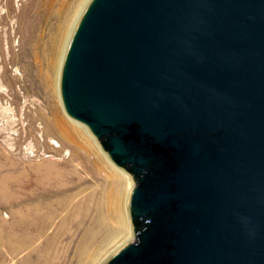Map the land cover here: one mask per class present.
<instances>
[{"label":"water","instance_id":"1","mask_svg":"<svg viewBox=\"0 0 264 264\" xmlns=\"http://www.w3.org/2000/svg\"><path fill=\"white\" fill-rule=\"evenodd\" d=\"M60 97L134 183L104 264H264V0H91Z\"/></svg>","mask_w":264,"mask_h":264},{"label":"bare ground","instance_id":"2","mask_svg":"<svg viewBox=\"0 0 264 264\" xmlns=\"http://www.w3.org/2000/svg\"><path fill=\"white\" fill-rule=\"evenodd\" d=\"M87 1H63L64 4H62V7H64L62 8V15L59 18L55 31V39L53 41V57L52 59L49 58L50 63L47 65L48 70L50 69L53 73V78L50 76L52 73L48 74V76L45 75L47 80L52 82L53 88H56V90H58L61 65L65 58L64 55L68 42L72 33L75 31V26ZM38 3V0H28L27 9L29 12L25 13L22 10L18 12L17 16H14L16 21L14 34L19 32L20 39L15 38L13 42L9 38L5 50L2 49V45L0 44V82L5 81V83L7 82L9 84L6 86V89H3L4 92H0V95L5 94V92L9 94L11 91L10 82H18L22 76L33 75L37 78L35 80L38 83L43 84L42 60L38 53L40 36L36 35V31L38 30L36 27L40 26V22L36 21L35 18L39 14V11H36ZM53 3L54 0L50 2L51 7ZM45 22H47V19H45ZM31 24L34 30H37L35 34L29 36L28 30L31 28ZM3 51L7 57L3 55ZM45 57L46 55L42 52V59ZM12 68L15 74L13 76L9 75L11 79L8 80V69ZM42 123L43 125L39 130L43 135L42 137L47 138L50 132L48 128L50 122L48 119H45L44 121L42 120ZM53 123L55 130L61 133L63 139L71 143L73 142L75 145L80 140L79 138H81V141L83 140V147L87 149L85 150L87 152L84 156L85 160L91 161L92 164L91 167L87 168L92 178L100 179L101 182L96 187L90 189V191L87 190V193H83L84 195L78 198V195L81 193L66 194L68 190H71L73 185L62 181V177L68 180H75L78 172L77 167L75 169L70 167L56 169L40 176L41 182H39L41 184H39V187L37 185L35 189L33 188L38 191L33 193L34 199L38 200V202H34L30 209L21 210V208L20 210L17 209L16 212L14 211L13 227L26 229L28 235L26 234L20 237L15 234L10 235L6 239V236H3L0 231V243L1 245L8 246L13 251H20L24 245L28 243L33 244V240L35 239L33 237L36 231L44 233L47 229L54 227V236H47L44 243L47 247L51 244L56 245L57 239L61 237L60 232H64L68 225L79 231L83 223L85 226L88 220V226L85 228L83 240L84 242L89 241L90 247L93 246L91 249L93 252L90 254L87 248L84 249L79 257L77 256L78 259L76 258L77 264H104L114 253L133 241V227L130 218V196L134 183L120 168L109 162L100 151L93 149L95 142L90 137L88 129L86 130L83 127L78 128L72 125V123L60 117L58 113L54 116ZM30 130L31 128L28 131L30 132ZM62 142L65 143L64 140ZM52 145L59 150L64 146L61 142L59 144L54 140ZM91 154L94 156L92 159H90ZM71 160V158L69 160L67 159L66 163H69ZM68 166L67 164L66 167ZM70 166L72 165L70 164ZM14 181V178L10 174L3 175L2 167H0V196L2 201L6 200L9 202V200H12L11 202L18 203L19 200H22L20 194L16 192L18 185ZM44 182L46 183L45 185H43ZM13 184H16L17 187ZM103 250L110 251L107 254L103 252L106 256L101 261L102 256L100 252ZM38 251L43 253V249H38ZM85 258H88V260L86 261ZM27 260L29 261V257H27ZM39 261H42L43 264L45 263L44 254L40 256Z\"/></svg>","mask_w":264,"mask_h":264},{"label":"rangeland","instance_id":"3","mask_svg":"<svg viewBox=\"0 0 264 264\" xmlns=\"http://www.w3.org/2000/svg\"><path fill=\"white\" fill-rule=\"evenodd\" d=\"M51 1L52 0H38L39 3L36 11H39V14L35 18L36 21L40 22V26L36 27L38 29H36V31L31 24V28L28 30L29 36L35 34V31L36 35L40 36L38 53L40 59L42 60L43 84L38 83L35 80L37 78L33 75L22 76L18 82H10L11 93L9 92L8 94V92H5V94L0 95V167H2L3 175L10 174V176L14 178V182L18 185L16 192H18L22 197V200H19L18 203H14L11 202L12 200H9V202L6 200L2 201L0 196V231L3 236H6V239H8L10 235L15 234L20 237L26 234L28 235V231L26 229L13 227L14 213L17 209H30L34 202H38V200L34 199L33 193L38 192L34 189L37 185L39 187V184H41L40 176L48 174L56 169L69 167L75 169L77 167L76 169H78V172L75 180H68L67 178L62 177V181L73 185L71 190H68L69 192L67 191L66 194L69 195V193L71 194L75 192L81 193L78 195V198L87 193V190L90 191V189L96 187L101 182L100 179L92 178V175L87 168L91 167L92 164L91 161L85 160L84 156L87 153L85 150L87 149H84L83 147V140L81 141V138H79L80 140L77 142L78 145H75V143H71L70 141L63 139L61 133L55 130L54 127L53 118L58 113L60 117L72 123V125H75L78 128L83 127L87 130L83 124L69 118L65 113L62 100L59 95L60 76L58 90L53 88L52 82L48 81L46 77L48 74L52 73L50 69L48 70L47 65L50 63L49 58L52 59L53 57V41L56 35L55 31L58 26L59 18L62 15V8L64 7H62L64 0H54L52 7L50 4ZM90 1L91 0L87 1L79 19L83 15V12L87 8ZM27 5L28 0H0V44L2 45L3 50H5L8 42L7 40L9 38H11L13 42L15 38L20 39L21 36L18 34L19 32L14 34L16 22L14 16H17L18 12H21L22 10L25 13L29 12ZM7 10L9 12L8 14ZM45 19H47V22H45ZM71 38L68 42L65 55ZM42 52L46 55L44 59H42ZM3 55L7 57L4 51ZM64 59L62 61L61 70ZM8 71V80H10V76H13L15 73L13 72V68L8 69ZM50 76L53 78V73ZM0 85H3L2 87L0 86V92H4L3 89H6V86L9 84L4 81L2 83L0 82ZM45 119H48L50 122L48 126L50 132L47 138L42 137L43 135L39 130L43 125L42 120L44 121ZM29 128H31L30 132L28 131ZM88 132L90 137L95 142L93 149H95V151H100V153H102L109 162L113 163L107 153L101 150L95 137L89 130ZM53 140L59 144L61 142V144L64 145L61 150L52 145ZM63 140L65 143L62 142ZM93 157L94 156L91 154L90 159ZM70 158L72 160L69 163H66V160H69ZM67 164L69 165L68 167H66ZM70 164L72 166H70ZM16 184L13 185L17 187ZM45 184L46 183L44 182L43 185ZM76 186L77 188L74 189ZM76 200L78 199L76 198ZM87 226L88 220L86 221L85 226L83 223L81 227L82 229L80 228L79 231L68 225L64 232H60L61 237L59 238L60 240L57 239L56 245L51 244L48 247L45 246L44 241L47 236H54V227L47 229L44 233L36 231L35 236L33 237L35 238L33 240V244L28 243L24 245L20 251H13L8 246L1 245L0 243V264H43L42 261H39L42 254L45 256L44 264H77V259L84 249L87 248L90 254L93 252L91 250L93 246L90 247L89 241L84 242L83 240L85 228ZM38 249H43V253L39 252ZM109 251L103 250L100 252L102 256L101 261L106 256L105 254ZM27 257H29V261L27 260ZM85 260L87 261L88 258H85Z\"/></svg>","mask_w":264,"mask_h":264}]
</instances>
